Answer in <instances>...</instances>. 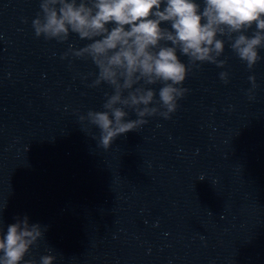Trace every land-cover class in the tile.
I'll return each instance as SVG.
<instances>
[{
    "label": "clouds",
    "instance_id": "obj_1",
    "mask_svg": "<svg viewBox=\"0 0 264 264\" xmlns=\"http://www.w3.org/2000/svg\"><path fill=\"white\" fill-rule=\"evenodd\" d=\"M40 9L32 22L37 37L64 42L74 33L91 41L69 50L96 66L93 86L106 83L112 88L103 111L90 110L79 118L99 129L105 150L117 137L146 124V117L170 118L188 91L182 84L193 67H224L226 61L218 59L224 38L249 70L264 59L259 54L264 48V0H203V7L197 0H41ZM220 78L227 83L228 73L221 72ZM248 79L255 87V76ZM158 83L162 86L157 93L149 86ZM126 109L137 118L127 119ZM46 230L30 224L27 215L16 217L6 233L0 227V264H37L25 257ZM55 260L47 254L39 264Z\"/></svg>",
    "mask_w": 264,
    "mask_h": 264
}]
</instances>
